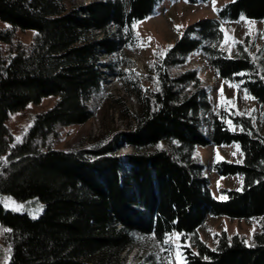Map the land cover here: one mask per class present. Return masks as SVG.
Returning a JSON list of instances; mask_svg holds the SVG:
<instances>
[{
    "label": "trees",
    "instance_id": "obj_1",
    "mask_svg": "<svg viewBox=\"0 0 264 264\" xmlns=\"http://www.w3.org/2000/svg\"><path fill=\"white\" fill-rule=\"evenodd\" d=\"M160 1L0 0V199L44 203L32 218L0 201V229L7 230L0 231L7 255L1 264H172L170 237L181 264H264V133L249 115L214 109L198 69L183 67L201 51L218 77L257 101L264 119V42L253 56L246 35L229 54L220 22L262 20L264 39V0L228 1L215 17L186 26L164 52L154 51L139 79L146 83L135 89L138 109L119 106L125 130L58 148L67 126L95 115L100 56L134 46L133 26ZM18 30H31L32 38L21 41ZM49 96L51 106L29 110ZM14 113L30 116L26 127L8 125ZM121 141L133 148L126 166L117 153ZM232 142L242 159L214 160L210 168L240 175L242 186L222 188L226 198L218 199L198 147ZM207 215L263 220L250 244L243 234L221 231L210 247L197 233ZM133 247L129 263L123 253Z\"/></svg>",
    "mask_w": 264,
    "mask_h": 264
},
{
    "label": "rangeland",
    "instance_id": "obj_2",
    "mask_svg": "<svg viewBox=\"0 0 264 264\" xmlns=\"http://www.w3.org/2000/svg\"><path fill=\"white\" fill-rule=\"evenodd\" d=\"M73 1L76 4H85L93 0ZM228 1L231 0H201L198 3H188L185 0L160 1L152 15L137 21L133 26L136 37L134 46L124 45L119 54L100 56L99 65L103 71V78L101 93L93 99L95 115L85 123L67 126L59 139L58 148L75 144L83 137L93 139L102 134L125 130V120L120 115L119 106L124 103L131 111L138 109L135 89H138L139 85L143 87L146 83L139 79H142V76L147 73L146 65L150 62L154 51L164 52L180 36L186 26L201 18L215 17L216 8ZM220 22L224 33L221 46L229 54L236 52L237 43L242 42L247 35L248 41L253 43L250 54L255 56L254 52L259 50L264 42L262 20L250 19L241 15L234 21L220 20ZM17 35L21 41L28 42L32 38L33 32L18 30ZM191 36L196 37V34L192 33ZM186 66L198 69L202 82L209 89V97L214 109L234 108L241 114L249 115L253 117V122L259 130L264 133V119L260 116L257 101L248 95L237 82L218 77L206 55L201 51L191 52L184 62L183 67ZM53 102L54 97H45L38 103H30L29 110L31 112L38 111L51 106ZM29 117L20 113L11 114L8 125L13 128L26 127L31 120ZM204 118V130L209 135L210 114H205ZM20 133L21 131H16L15 137H19ZM132 151L133 148L123 141L119 143L117 153L122 157L123 165H127L124 156ZM198 154L206 165L214 197L226 198V194L220 191L222 188H241L242 178L240 175H218L210 168L212 162L218 159L239 162L242 159V152L238 142L214 147L212 145L199 146ZM0 201L5 210L25 212L32 218H37L44 209V203L36 196L19 200L11 194H5L1 196ZM262 220L261 217L234 218L226 215H207L197 229V233L210 247L216 245L215 234L221 231L227 232L228 235L243 234L245 241L250 244L253 233L260 230ZM169 243L172 244V262L177 264V258L178 261L180 258L181 262L183 256L176 250V246H173L176 243L174 237L169 238ZM137 252V248H132L124 252L123 255L127 262L132 263L136 259ZM6 259V247L0 238V264L4 263Z\"/></svg>",
    "mask_w": 264,
    "mask_h": 264
},
{
    "label": "bare ground",
    "instance_id": "obj_3",
    "mask_svg": "<svg viewBox=\"0 0 264 264\" xmlns=\"http://www.w3.org/2000/svg\"><path fill=\"white\" fill-rule=\"evenodd\" d=\"M176 261H177V264H179V262H180V258H179V261H178V258H177V260H176Z\"/></svg>",
    "mask_w": 264,
    "mask_h": 264
},
{
    "label": "snow or ice",
    "instance_id": "obj_4",
    "mask_svg": "<svg viewBox=\"0 0 264 264\" xmlns=\"http://www.w3.org/2000/svg\"><path fill=\"white\" fill-rule=\"evenodd\" d=\"M19 139V138H18ZM0 231H7L6 229H0Z\"/></svg>",
    "mask_w": 264,
    "mask_h": 264
}]
</instances>
